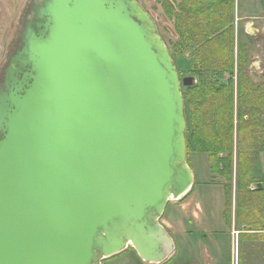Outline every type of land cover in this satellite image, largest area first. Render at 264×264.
Masks as SVG:
<instances>
[{
    "label": "water",
    "instance_id": "1",
    "mask_svg": "<svg viewBox=\"0 0 264 264\" xmlns=\"http://www.w3.org/2000/svg\"><path fill=\"white\" fill-rule=\"evenodd\" d=\"M0 79V264L175 251L195 184L181 79L136 0H32ZM256 190H262L258 184Z\"/></svg>",
    "mask_w": 264,
    "mask_h": 264
},
{
    "label": "trees",
    "instance_id": "2",
    "mask_svg": "<svg viewBox=\"0 0 264 264\" xmlns=\"http://www.w3.org/2000/svg\"><path fill=\"white\" fill-rule=\"evenodd\" d=\"M160 1L167 14L179 21L181 47L190 52V59H182L183 67L194 74H206L208 80L187 87L186 91L182 88L187 153L207 155L211 174L226 181L223 218L228 228H232L233 223L231 208L236 168L239 248L246 242L264 244V207L263 204L261 209L258 207V198L263 196L264 190L252 189L262 184L257 166L259 155L264 152V86L254 83L245 74L244 48L239 46L238 55L234 53L235 0H180L176 9L167 0ZM166 45L179 71L183 54L172 52V43ZM235 70L237 90L233 79ZM221 73L232 75L227 85L209 81L210 74Z\"/></svg>",
    "mask_w": 264,
    "mask_h": 264
},
{
    "label": "rangeland",
    "instance_id": "3",
    "mask_svg": "<svg viewBox=\"0 0 264 264\" xmlns=\"http://www.w3.org/2000/svg\"><path fill=\"white\" fill-rule=\"evenodd\" d=\"M26 0H0V73L5 64L6 55L14 45L19 34ZM151 15L157 24L162 39L172 43V52L178 51L183 56L179 59L181 79L193 77L195 85L206 82V74H194L189 68L183 67V60L189 58L190 52L181 47L180 34L177 31L179 21L175 16L168 15L160 0H136ZM176 9L180 0H167ZM24 2V3H23ZM234 28V53L238 55L239 46L244 48L242 60L245 61V74L254 83L264 86V65L259 47L253 45L246 36L244 28L239 25ZM184 46V43H183ZM171 50V49H170ZM190 59V58H189ZM237 59V58H236ZM237 70L233 79L237 90ZM232 75L221 73L210 74L209 81L219 85H227ZM187 87H183L186 91ZM264 90V87H263ZM236 116V114H235ZM236 125V119H235ZM235 148L234 158L236 166ZM188 163L195 175V186L189 196L183 200L173 201L167 205L161 219L162 225L176 240V251L164 264H264V244L246 242L239 248V232L236 231V168L234 169L232 192V228H228L223 214L226 209L224 186L226 181L210 172V163L205 154L188 153ZM257 175L262 179L264 190V152L259 155ZM255 190L254 187H252ZM259 209L264 207V193L258 198ZM103 264H144L132 248L123 253L106 259Z\"/></svg>",
    "mask_w": 264,
    "mask_h": 264
},
{
    "label": "crops",
    "instance_id": "4",
    "mask_svg": "<svg viewBox=\"0 0 264 264\" xmlns=\"http://www.w3.org/2000/svg\"><path fill=\"white\" fill-rule=\"evenodd\" d=\"M234 21L242 25L253 45L260 48L264 65V0H235Z\"/></svg>",
    "mask_w": 264,
    "mask_h": 264
},
{
    "label": "flooded vegetation",
    "instance_id": "5",
    "mask_svg": "<svg viewBox=\"0 0 264 264\" xmlns=\"http://www.w3.org/2000/svg\"><path fill=\"white\" fill-rule=\"evenodd\" d=\"M32 2V0H26L25 1V9H24V13H23V15L20 17V19H19V21H24L25 19H26V13H27V10H28V8H29V5H30V3ZM24 3V2H23ZM19 33H20V31H19ZM19 35V34H18ZM18 35L16 36V38L18 37ZM16 38H15V41H14V45L12 46V48L10 49V51L7 53V55H6V60H7V57L10 55V54H12L13 52H14V50H16V48H18V43H16ZM5 65H6V61H5V64H4V66L2 67V69H1V73H0V79L3 77L2 76V70L5 68ZM171 235V234H170ZM172 236V235H171ZM173 237V236H172ZM173 240H174V243H175V251H176V240L174 239V237H173ZM175 251H174V253H175ZM173 253V254H174ZM141 260V259H140ZM104 261H106V260H104ZM103 261V262H104ZM142 261V260H141ZM143 262V261H142ZM166 262H169V259L166 261ZM166 262H164V263H166ZM164 263H162V264H164ZM144 264H146V263H144Z\"/></svg>",
    "mask_w": 264,
    "mask_h": 264
}]
</instances>
